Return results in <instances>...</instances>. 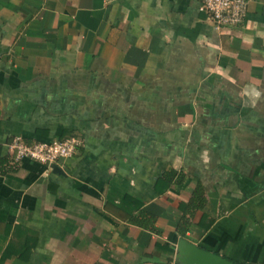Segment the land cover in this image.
<instances>
[{
    "label": "crops",
    "instance_id": "0c3cea01",
    "mask_svg": "<svg viewBox=\"0 0 264 264\" xmlns=\"http://www.w3.org/2000/svg\"><path fill=\"white\" fill-rule=\"evenodd\" d=\"M0 25V264H158L179 238L264 264V0L222 28L198 0H0ZM69 136L57 169L7 146Z\"/></svg>",
    "mask_w": 264,
    "mask_h": 264
},
{
    "label": "built area",
    "instance_id": "2783aa9c",
    "mask_svg": "<svg viewBox=\"0 0 264 264\" xmlns=\"http://www.w3.org/2000/svg\"><path fill=\"white\" fill-rule=\"evenodd\" d=\"M201 9L212 19L217 28L232 27L244 22L249 0H198ZM81 145L76 136L61 140L27 143L20 137H13L8 150L16 161L27 158L46 167L72 157ZM158 264H177L174 259Z\"/></svg>",
    "mask_w": 264,
    "mask_h": 264
},
{
    "label": "water",
    "instance_id": "95a60500",
    "mask_svg": "<svg viewBox=\"0 0 264 264\" xmlns=\"http://www.w3.org/2000/svg\"><path fill=\"white\" fill-rule=\"evenodd\" d=\"M2 34L3 32L0 25V55L8 52L9 50V48L7 46H3L1 42ZM52 168L57 169L58 167L53 164ZM174 260L177 264H235L226 258L211 251H207L199 245L184 238H179L177 241Z\"/></svg>",
    "mask_w": 264,
    "mask_h": 264
},
{
    "label": "trees",
    "instance_id": "16d2710c",
    "mask_svg": "<svg viewBox=\"0 0 264 264\" xmlns=\"http://www.w3.org/2000/svg\"><path fill=\"white\" fill-rule=\"evenodd\" d=\"M12 157V156H11ZM12 160L15 162V160L13 159V157H12ZM172 173H174V172H169V173H167L166 175H165V177L167 178V179H171V176H172ZM203 201H205V197H204V195H203V190L201 189V187L199 186V187H197L194 191H193V193H192V195H191V197L189 198V201L188 202H185L184 204H183V208L184 209H191V208H193V209H195V208H198V207H202L203 206ZM191 212V211H190ZM192 213H193V211H192ZM191 213V214H192ZM132 222H135V223H137V224H141L142 226H144V227H151V225L153 224V222H154V218L153 217H147L145 220H143V221H141V220H132ZM211 223H212V219H210L207 223H206V225L204 226V229H206V228H208L210 225H211ZM201 224V223H200ZM202 225V224H201ZM184 230H186V227L184 228V225H183V227L181 226V227H179L178 228V231L181 233V234H183V232H184ZM173 251V249H171V252Z\"/></svg>",
    "mask_w": 264,
    "mask_h": 264
}]
</instances>
